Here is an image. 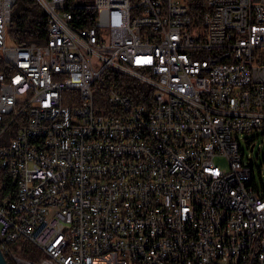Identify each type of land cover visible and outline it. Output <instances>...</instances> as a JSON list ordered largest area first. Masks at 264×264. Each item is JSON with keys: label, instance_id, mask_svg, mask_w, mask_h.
I'll use <instances>...</instances> for the list:
<instances>
[{"label": "built area", "instance_id": "2783aa9c", "mask_svg": "<svg viewBox=\"0 0 264 264\" xmlns=\"http://www.w3.org/2000/svg\"><path fill=\"white\" fill-rule=\"evenodd\" d=\"M13 2L0 0V164L15 185L0 195L1 251L264 264V184L244 160L245 133L264 134V0H204L198 21L191 0H88L84 27L66 0H37L40 44L7 42ZM105 69L148 83L150 105L110 87L98 106Z\"/></svg>", "mask_w": 264, "mask_h": 264}, {"label": "trees", "instance_id": "16d2710c", "mask_svg": "<svg viewBox=\"0 0 264 264\" xmlns=\"http://www.w3.org/2000/svg\"><path fill=\"white\" fill-rule=\"evenodd\" d=\"M88 0H66V9L71 11V22L75 27L90 26L94 23L96 9L84 6ZM191 15L198 21L200 15L206 8L204 0H191ZM48 15L37 0H14L11 6L10 19L6 27V34L13 42L19 44H30L32 42L40 44L47 38ZM7 67L4 60H0V70ZM107 84L99 85L95 92L96 104L107 109L105 95L108 88L112 87L117 92L127 94L134 103H145L150 105L152 87L141 79L122 72L105 69L102 73ZM254 139H246L245 146L250 149ZM253 167L255 164H252ZM259 171V170H257ZM8 190L14 192L15 185L11 180L7 167L0 164V195H4ZM20 253L24 256L35 258V252L30 243L24 241ZM8 264L12 261L5 256Z\"/></svg>", "mask_w": 264, "mask_h": 264}, {"label": "rangeland", "instance_id": "374dc122", "mask_svg": "<svg viewBox=\"0 0 264 264\" xmlns=\"http://www.w3.org/2000/svg\"><path fill=\"white\" fill-rule=\"evenodd\" d=\"M6 39L7 42H12V39L8 35ZM245 134L254 136V144L252 150L244 146V160L246 161L248 156L251 157V161L255 164L254 173L256 182L260 184V179H262L264 184V134L259 129L246 132ZM218 163L225 166L224 160H219Z\"/></svg>", "mask_w": 264, "mask_h": 264}, {"label": "water", "instance_id": "95a60500", "mask_svg": "<svg viewBox=\"0 0 264 264\" xmlns=\"http://www.w3.org/2000/svg\"><path fill=\"white\" fill-rule=\"evenodd\" d=\"M251 149H252V146H251ZM0 264H8L6 259H5V256L3 255L2 251H1V249H0Z\"/></svg>", "mask_w": 264, "mask_h": 264}, {"label": "bare ground", "instance_id": "6f19581e", "mask_svg": "<svg viewBox=\"0 0 264 264\" xmlns=\"http://www.w3.org/2000/svg\"><path fill=\"white\" fill-rule=\"evenodd\" d=\"M2 253H3L4 256H7L12 261V259L10 258V252H8V251H2ZM12 263L14 264L13 261H12Z\"/></svg>", "mask_w": 264, "mask_h": 264}]
</instances>
